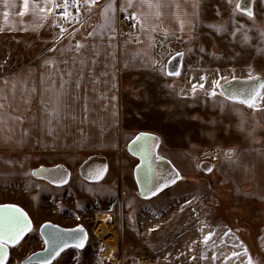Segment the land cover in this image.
Listing matches in <instances>:
<instances>
[{"label": "rangeland", "instance_id": "obj_1", "mask_svg": "<svg viewBox=\"0 0 264 264\" xmlns=\"http://www.w3.org/2000/svg\"><path fill=\"white\" fill-rule=\"evenodd\" d=\"M201 10L203 22L193 42L167 40L169 45L161 53L163 66H158L162 69L152 74L158 86L164 84L172 91L164 95L161 125L156 112L151 110L149 118L144 114L142 122L137 117L139 124H133L134 116L131 127L121 124L126 111V105L122 104L126 97L122 93L128 90L140 93L134 95L136 103L138 99H148L155 106L152 100L155 94L145 97L142 87L132 90L125 84L119 87L121 110L113 134L116 139L109 141L106 151L87 145L81 153L69 144L66 150L52 149L48 153L51 159L46 156L37 159L41 153L32 154L29 169L23 165L26 153L11 150L3 153L0 204L19 205L31 222V231L21 244L9 247L6 264H37L24 263V259L43 249L39 228L44 222L64 228L81 225L87 232L82 249L69 247L51 264H246L245 249L253 264H264V200L249 195L251 183L234 185L223 180L219 172L226 153L234 155L242 147L264 145L262 116H256V111L246 104L230 102L220 95L234 82L253 80L250 74L258 77L254 81L264 82V35H261L264 4L253 5L255 19L233 15L235 3L228 4L226 0L201 1ZM241 25V31L232 35ZM245 33L250 40L245 41ZM25 38L20 39L23 45ZM8 42L4 51L0 49V55H10V39ZM177 52L184 54L183 69L179 75L170 77L164 67ZM20 56H27L25 47L20 48ZM9 68L11 65L5 63L3 71ZM216 80L221 87L215 89L217 94L213 96L210 93ZM201 84L203 88L199 87ZM145 91L150 92L149 84ZM261 94L264 95V90ZM173 110L174 123L165 118L172 117ZM30 113L22 110L18 113L23 117V126L27 125ZM140 134L158 138L156 157L170 161L182 177L157 196H142L135 181L138 160L129 153L127 145ZM95 158L106 171L102 178L91 181L81 175L80 169ZM45 164L71 168L69 181L56 186L33 175L36 168ZM102 216L108 217L106 238H112L105 257L101 256L96 233ZM153 228L156 230L150 231ZM209 234L205 243L204 237ZM233 252L241 253L240 257H232ZM191 256L197 259L191 260ZM203 256L208 258L201 259ZM213 256L217 259L212 260Z\"/></svg>", "mask_w": 264, "mask_h": 264}, {"label": "crops", "instance_id": "obj_2", "mask_svg": "<svg viewBox=\"0 0 264 264\" xmlns=\"http://www.w3.org/2000/svg\"><path fill=\"white\" fill-rule=\"evenodd\" d=\"M201 1L204 0H159L161 5L159 9L139 4L123 11L127 0H97L91 11L85 4L81 5L79 13L75 11L74 14L80 21L76 36L60 38L61 33L56 32L57 27H54V24L60 21V17L55 13L47 14L44 18L45 14L30 10L28 14L20 17L17 13L21 10L22 0H9L7 8L3 0H0V49L4 51L5 46H9L8 40L11 41L9 55L11 61L9 56L0 55V96H6L8 99L2 102L11 105L0 109V160L7 150L17 151L19 154L22 151L27 155L26 163L24 161L23 165L29 169L34 157L32 154L41 153L37 159L45 156L48 158V153H51L52 149L62 147L66 150L69 144L70 148H78L76 151L81 153L84 152L83 149L88 148L87 145H91V149L103 148V151H106L108 148L106 145L116 139L113 134L119 124L117 114L119 115L121 110L118 97L121 94L120 85L126 84L132 87V90L142 87L145 97L146 94H155V98L152 99L155 102L154 106L148 99H138L139 102L136 103L134 95L140 93L135 94L129 90L125 94L122 93L126 97V101L122 102L126 105V111L120 119L121 124L131 127L132 116L136 117L133 118L136 122L133 124H139L137 117L142 122L144 114L148 117L151 110L156 112V117H159L157 122L161 125V122H164L161 120L163 113H160L165 104L164 95L172 91L164 84L158 86L152 74L162 69L158 66L162 64L161 53L164 47L169 45L167 40L181 39L193 42L203 22ZM56 2L62 3L61 0ZM156 2L157 0H153V3ZM236 2L237 0H233V3ZM109 6L110 10L106 13L105 9H109ZM157 10L160 13L159 17L155 15ZM5 11L9 13L7 19L3 16ZM131 12L142 13L146 17L148 31L139 33L136 31L133 38L123 42L109 41L108 36L111 29L115 30L119 16ZM74 22L69 23L72 25ZM152 28L156 31L152 32ZM93 32L96 35L89 36V33ZM137 35L142 43L136 42ZM149 36L153 39L150 40ZM21 38L26 39L24 40L26 45L20 43ZM159 38L166 42L162 44V41L161 45H156L155 40ZM77 42L88 46L80 50L79 56L75 50ZM109 43L111 47H108ZM21 47L27 49V56H20ZM96 51L101 55L94 56ZM105 51L108 53L107 56L103 55ZM92 59H96L97 63L91 64ZM66 60L67 64L64 63ZM79 60H84L85 63L81 65ZM5 63L11 65L7 71H3ZM183 64L184 57L179 73L183 69ZM68 70L81 72L79 79L82 87L66 85L69 94L65 95L60 85L68 79L66 75ZM148 84L149 93L145 91ZM145 85L147 87H144ZM44 103L48 104V112L59 108L61 118L58 121L45 123L50 117L46 115ZM127 104L134 106L127 107ZM21 110L31 111L25 126L22 125L23 117L18 114ZM253 111H256V116L260 118L262 116L264 119L262 115L264 110ZM16 117L21 119L17 120ZM165 118L174 123V110L172 117ZM49 129L52 130L51 134ZM0 162L3 163V159ZM39 167L57 168L56 172L60 174H64L63 169H66L69 172L67 182L72 172V169L64 164H56L54 167L45 164ZM175 170L179 172L177 168ZM219 172L223 180L234 185L251 183L249 195L257 200H264V145L242 147L236 150L231 159L226 156L221 158ZM44 180L48 181L45 178Z\"/></svg>", "mask_w": 264, "mask_h": 264}, {"label": "snow or ice", "instance_id": "obj_3", "mask_svg": "<svg viewBox=\"0 0 264 264\" xmlns=\"http://www.w3.org/2000/svg\"><path fill=\"white\" fill-rule=\"evenodd\" d=\"M4 6L7 8L9 6V0H3ZM228 4H231L233 0H226ZM97 3V0H63L62 3H57L56 0H32V3H30V0H22V6L21 10L18 11V15L20 17H23L24 15L28 14L30 10L38 13H43L46 15L55 13L58 17L62 18L66 22H73L79 23L78 16H73L70 9H75L77 13L80 11V7L82 4L89 6V11H91V7L94 6ZM139 4H146L148 8H156L159 9L161 7L159 0H157L156 3H153V0H127L126 7H124L122 10L127 11L128 9L134 8ZM257 4H264V0H240V2L235 4V11L233 12V15L241 14L249 19H255V13L253 11V5ZM42 5V6H41ZM166 6V5H165ZM15 7V5H13ZM109 9H105V12ZM8 11H5L3 13V16L5 19L8 18ZM156 17H159L160 13L157 10L155 13ZM217 15H220L219 10L217 11ZM128 19H131L134 23L131 25L132 27H136L138 33L139 32H146L148 29L146 28V17L143 16L142 13H136L131 12L128 14ZM54 27L59 28L61 37L63 38L64 33L68 32V29L62 27L59 24H54ZM243 28V25L237 27L234 32H232V35H236L237 32H240ZM152 32H155L156 29L152 28ZM96 35L95 32L89 33V36ZM261 35H264V33H261ZM116 39L115 36V30L111 29V34L108 36L109 41H114ZM149 39H153V37L149 36ZM245 41H248L251 39V37L247 36L245 33L244 35ZM127 42V41H126ZM136 42L142 43L143 41L140 40L139 35L136 36ZM88 47L80 42H77L75 44V50L77 53V56L80 54V50ZM108 47H111V44L109 43ZM51 51V49H50ZM201 52L204 51L203 48L200 49ZM264 54V53H262ZM101 53L99 51H96L94 53V56H100ZM104 56H107L108 53L105 51L103 53ZM184 54L182 52H177L172 59L176 60L177 57H182ZM47 63V62H46ZM65 64L68 63V61H64ZM75 63V61H74ZM79 63L83 65L85 63L84 60H79ZM91 64H96L97 60L92 59L90 61ZM169 76L172 75H179V72L176 71H169L167 73ZM66 75L68 77L67 80H64L63 83H61L60 88L64 90V94L68 95V89L65 87L66 85H70L72 87L80 88L82 87L80 83V71H66ZM250 79L257 80L258 77L251 76ZM203 79V78H202ZM203 84L199 85V87L203 88ZM195 85L193 86V90H195ZM221 87L220 81L216 80L213 82V89L211 91V95L215 96L217 93L215 91L216 88ZM261 90H264V82L260 83L256 88H253L249 93L243 96V98H240L238 94H228L225 92H221L220 95L225 96L226 99L231 101H239L241 104H246L247 107L253 108L256 110H264V107H262V104H264V95L261 94ZM8 98L6 96H0V109H5L6 107H11V105H6L2 101L7 100ZM112 99H115V97H112ZM257 101L262 102V104H258ZM27 102V101H25ZM44 108L46 111V115L50 117V119L46 120V124H51L53 120H59L61 118V114L59 111V108L54 109L53 112H48V104L44 103ZM85 111H87V108H85ZM15 119L20 120V117H16ZM264 123V121H262ZM51 129H49V133L51 134ZM132 145L135 148L134 154L138 155L141 159V161L144 162V164L140 167L147 168L148 172L151 171V158L154 155L156 147L159 145L158 138L146 134H140L135 137L134 140H132ZM226 158L231 159V152H228L225 154ZM162 159V158H160ZM139 170V168H138ZM103 171H98L93 177L96 180H99L103 176ZM207 171H212L211 168H207ZM148 172L145 173L144 179L141 181L143 185V195L148 196L149 194L151 196H157L160 192H162L165 188L170 187L172 184L177 183L178 180L182 179L179 172H175L174 175L166 180L164 183H157L155 186L152 184L151 177L148 175ZM38 173H33V175H37ZM59 183H67V180L64 178H61ZM188 204L191 203V201L187 202ZM183 211V209H181ZM45 227H48V225H45ZM158 227V226H157ZM79 231H83V229H78ZM156 228L150 229V231H155ZM31 231V222L27 217V214L20 208L15 206H5L3 208H0V264H6L9 252V247H16L21 244V241L24 239L25 235ZM211 234L204 237V242L207 243L209 240ZM46 244H50V248L45 249V251H49L53 258L56 256H59L61 252L65 250L67 247H75L82 249L84 247L83 239H80L77 243L70 245L68 243L67 238L64 234L56 232L49 234V240L45 241ZM195 243V242H193ZM192 248H189V251H191ZM181 255H184V253H181ZM241 253H232V257L239 258ZM243 255L247 257L246 264H253V259L251 256L248 255L247 249L244 250ZM207 256L201 257V259H207ZM179 260V256L176 258ZM191 260H196L197 257L191 256ZM212 260H216L217 257L213 256L211 258ZM44 264H51V261H45Z\"/></svg>", "mask_w": 264, "mask_h": 264}, {"label": "water", "instance_id": "obj_4", "mask_svg": "<svg viewBox=\"0 0 264 264\" xmlns=\"http://www.w3.org/2000/svg\"><path fill=\"white\" fill-rule=\"evenodd\" d=\"M174 55H171L166 62V66H165L166 74L169 71L179 72L181 69L182 57H177L176 60H173L172 57ZM172 76H174V75H172ZM134 139L135 138H133L132 140H134ZM132 140L129 142L127 149L132 156H134L138 159V165L136 166V169H135V181H136V184H137V187H138L140 194L142 196H145L142 194L144 189H143V185H142L141 181L144 179L145 173L148 172V170H147L146 166L140 167L144 164V162L141 161V159L138 155L134 154L135 148L132 145ZM138 168H139V170H138ZM52 170L57 171L58 169L52 168ZM63 170H64L63 172L66 175V180H67L69 172L66 169H63ZM174 170H175V168L168 161L156 157V149H155L154 155L151 158V171L148 172V175L151 177L153 186H155V184H157V183H164L166 180L170 179L174 175ZM80 172H81V169H80ZM175 172H177V171L175 170ZM148 196H151V195L149 194ZM5 206L18 207V208L22 209L27 214V212L22 207H20L19 205H16L13 203L0 204V208H3ZM27 217L30 220L28 214H27ZM45 225H48V227H45ZM78 229H83V231L81 232ZM56 232L64 234L70 245L77 243L80 239H83V242L85 245V242L87 239V232H86L85 228H83L81 225H76L74 227L64 228V227H61L59 225L52 224L50 222H44L39 228V234L43 239L44 247L41 250H38V251H35V252L29 254L24 259V263L44 264L45 261H49V260L52 261L54 258L52 257L51 253L49 251H45V249L50 248V244H46L45 241L49 240V234L56 233ZM67 248H69V247H67ZM67 248H65V249H67Z\"/></svg>", "mask_w": 264, "mask_h": 264}, {"label": "built area", "instance_id": "obj_5", "mask_svg": "<svg viewBox=\"0 0 264 264\" xmlns=\"http://www.w3.org/2000/svg\"><path fill=\"white\" fill-rule=\"evenodd\" d=\"M63 2V0H61ZM73 16H75V9H70ZM128 15H122L121 21L117 22L116 28H115V36L118 41H125L130 38H133V36L136 34L137 28L132 27L131 25L134 23L131 19L126 18ZM59 25L62 27L68 26L66 29H68V32L64 33L63 38L67 36H76V32L80 26L79 23H72V25L69 22H66L62 18H60V21L58 22ZM56 32H60L59 28L55 29ZM61 37V35H60ZM163 40L161 38L156 39V45H161V42ZM260 83L254 80H244L239 82H234L231 85H228L224 92L228 94H238L240 98H243L244 95L249 93L253 88H256Z\"/></svg>", "mask_w": 264, "mask_h": 264}, {"label": "bare ground", "instance_id": "obj_6", "mask_svg": "<svg viewBox=\"0 0 264 264\" xmlns=\"http://www.w3.org/2000/svg\"><path fill=\"white\" fill-rule=\"evenodd\" d=\"M97 161L98 160L90 162L85 167H83L81 169L80 173L84 178H89V180L92 181L94 179L93 177H95V175L98 171L104 170L103 163H101L99 161L97 162ZM34 173H38L37 175H35L36 177L43 179V180L45 178L50 183H52L56 186L57 185H61V186L63 185V184L59 183L61 178L66 179L65 174L57 173L56 171L52 170V168H48V167H39L34 171ZM107 219H108V217H106V216L100 217V220H99V222L97 224V228H96V233L98 235L99 242L101 245L100 253H101L102 257H105L108 254L109 250L111 249V242H112L111 237L106 238V232H107L106 222H107Z\"/></svg>", "mask_w": 264, "mask_h": 264}]
</instances>
